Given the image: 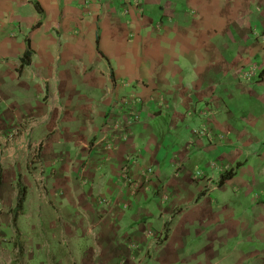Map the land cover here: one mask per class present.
I'll return each instance as SVG.
<instances>
[{
    "label": "crops",
    "instance_id": "0c3cea01",
    "mask_svg": "<svg viewBox=\"0 0 264 264\" xmlns=\"http://www.w3.org/2000/svg\"><path fill=\"white\" fill-rule=\"evenodd\" d=\"M21 188L88 264H264V0H0V240Z\"/></svg>",
    "mask_w": 264,
    "mask_h": 264
},
{
    "label": "rangeland",
    "instance_id": "374dc122",
    "mask_svg": "<svg viewBox=\"0 0 264 264\" xmlns=\"http://www.w3.org/2000/svg\"><path fill=\"white\" fill-rule=\"evenodd\" d=\"M205 127V126H204ZM194 129L192 136H206L208 128ZM201 137L200 135L198 136ZM211 168L213 166L211 165ZM20 218V228L26 239L0 240V264H88L89 248L94 240L80 233L78 238L63 239L52 213H38L36 206ZM43 215V217L41 216ZM15 227V226H14ZM167 235V234H166ZM164 233V236H166ZM164 239V237H163ZM147 257V254H145Z\"/></svg>",
    "mask_w": 264,
    "mask_h": 264
},
{
    "label": "built area",
    "instance_id": "2783aa9c",
    "mask_svg": "<svg viewBox=\"0 0 264 264\" xmlns=\"http://www.w3.org/2000/svg\"><path fill=\"white\" fill-rule=\"evenodd\" d=\"M132 114H133V119L130 120V121H133V122L134 121H138L139 120V114L136 113L135 108H134ZM130 121L128 122V124L130 123ZM199 135L202 136V134H199ZM221 139H223V136H221ZM130 170H131V165L127 163V165H125L122 168V174H123V177L125 178L127 184L130 185V186H132V187H134V188H136V189H139L141 186L149 183V181L151 180V178L153 176V170L151 168H145L141 172V174H140V176H139L138 179H131V178H129ZM107 201H108L107 198H102L100 200V203L101 204H104V203H107Z\"/></svg>",
    "mask_w": 264,
    "mask_h": 264
},
{
    "label": "trees",
    "instance_id": "16d2710c",
    "mask_svg": "<svg viewBox=\"0 0 264 264\" xmlns=\"http://www.w3.org/2000/svg\"><path fill=\"white\" fill-rule=\"evenodd\" d=\"M38 7V5H37ZM31 57H32V53L30 51H27L25 53V56L23 58V62H22V66H27L31 63ZM234 170H230L228 173L224 174L221 178L220 184H223L227 179L231 178L233 176ZM26 189L25 188H21L20 189V194H19V198H18V204H17V209L16 212L14 213L13 217H14V226L16 228L17 226V220L18 217L21 215L22 211H23V206L26 200Z\"/></svg>",
    "mask_w": 264,
    "mask_h": 264
}]
</instances>
